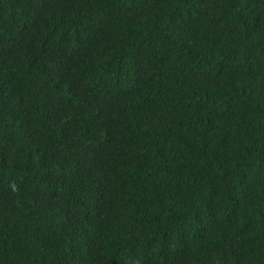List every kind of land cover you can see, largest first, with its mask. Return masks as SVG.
Here are the masks:
<instances>
[{
    "label": "trees",
    "instance_id": "obj_1",
    "mask_svg": "<svg viewBox=\"0 0 264 264\" xmlns=\"http://www.w3.org/2000/svg\"><path fill=\"white\" fill-rule=\"evenodd\" d=\"M0 264H264V0H0Z\"/></svg>",
    "mask_w": 264,
    "mask_h": 264
}]
</instances>
